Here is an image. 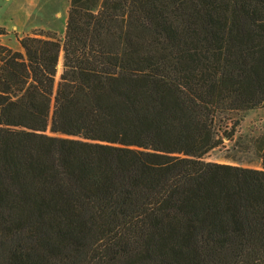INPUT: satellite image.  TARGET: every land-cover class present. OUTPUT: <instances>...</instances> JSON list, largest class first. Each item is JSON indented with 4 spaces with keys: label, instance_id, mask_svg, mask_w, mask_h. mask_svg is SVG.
Listing matches in <instances>:
<instances>
[{
    "label": "trees",
    "instance_id": "trees-1",
    "mask_svg": "<svg viewBox=\"0 0 264 264\" xmlns=\"http://www.w3.org/2000/svg\"><path fill=\"white\" fill-rule=\"evenodd\" d=\"M18 40L0 264H264V132L260 168L204 160L264 105V0H70L64 39Z\"/></svg>",
    "mask_w": 264,
    "mask_h": 264
},
{
    "label": "rangeland",
    "instance_id": "rangeland-1",
    "mask_svg": "<svg viewBox=\"0 0 264 264\" xmlns=\"http://www.w3.org/2000/svg\"><path fill=\"white\" fill-rule=\"evenodd\" d=\"M70 0H40L32 16L25 8V14L20 19L17 28L12 26L10 12L12 7L5 0H0V25L8 30V33H0V43L14 49H21L18 35L46 30L55 31L61 39H64ZM0 26V27H3ZM62 71V62L58 67V74ZM236 120L240 124L236 128L233 138L223 136L224 131H231ZM216 132L220 137V144L211 149L205 156L206 161L226 162L260 168L262 165L261 149L258 138L264 132V105L247 110L226 111L216 117Z\"/></svg>",
    "mask_w": 264,
    "mask_h": 264
},
{
    "label": "crops",
    "instance_id": "crops-1",
    "mask_svg": "<svg viewBox=\"0 0 264 264\" xmlns=\"http://www.w3.org/2000/svg\"><path fill=\"white\" fill-rule=\"evenodd\" d=\"M5 1L8 2L9 5L12 7V10L10 12L12 26L10 27L5 26L6 28H13L14 26H16L17 28L20 27L24 28V26L20 25V19H22L25 14L24 9L28 8V13H29V9H35V7L38 6L40 3V0H5ZM33 14H34V10L31 13H29L30 16H32Z\"/></svg>",
    "mask_w": 264,
    "mask_h": 264
}]
</instances>
